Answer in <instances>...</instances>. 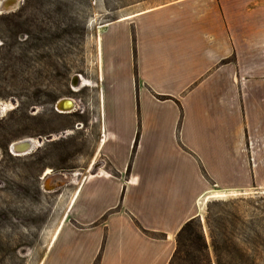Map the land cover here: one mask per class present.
<instances>
[{"label": "crops", "instance_id": "1", "mask_svg": "<svg viewBox=\"0 0 264 264\" xmlns=\"http://www.w3.org/2000/svg\"><path fill=\"white\" fill-rule=\"evenodd\" d=\"M126 18L99 42L107 167L79 181L42 264H167L212 192L264 190V0Z\"/></svg>", "mask_w": 264, "mask_h": 264}, {"label": "rangeland", "instance_id": "2", "mask_svg": "<svg viewBox=\"0 0 264 264\" xmlns=\"http://www.w3.org/2000/svg\"><path fill=\"white\" fill-rule=\"evenodd\" d=\"M169 1L18 0L0 12V264H42L79 181L107 167L98 151L103 25ZM63 97L74 109L58 112ZM25 138L31 148L14 154L12 142ZM211 194L198 216L207 245L222 222L242 245V224L262 215L264 190Z\"/></svg>", "mask_w": 264, "mask_h": 264}, {"label": "trees", "instance_id": "3", "mask_svg": "<svg viewBox=\"0 0 264 264\" xmlns=\"http://www.w3.org/2000/svg\"><path fill=\"white\" fill-rule=\"evenodd\" d=\"M259 219H249L243 222L242 245L235 242V233H227L228 225L220 224L218 234L209 232L210 250L201 231L198 217L185 221L175 236V247L167 264H180L188 261L189 264H261L264 263V210ZM229 221L236 229V218ZM256 222V224H255ZM256 227V228H255ZM234 231V230H233ZM185 246V247H184ZM188 247H192L190 251Z\"/></svg>", "mask_w": 264, "mask_h": 264}, {"label": "water", "instance_id": "4", "mask_svg": "<svg viewBox=\"0 0 264 264\" xmlns=\"http://www.w3.org/2000/svg\"><path fill=\"white\" fill-rule=\"evenodd\" d=\"M18 2V0H1L0 1V12H3V11H8L10 10L12 7H14L16 5V3ZM77 79L75 78L74 81L76 84H79L80 83V78L78 75H76ZM1 104V102H0ZM73 107V102H72V99L71 98H68V97H63L61 99H59L56 104H55V108L57 110H69ZM1 110H2V107L0 105V114H1ZM32 139L31 138H25V139H21V140H18L17 142H15L14 144H12V147L10 145V149L12 148L15 153L17 154H23V153H26L32 146ZM59 179H57V184L60 183L64 178H65V175L62 173V174H58V177Z\"/></svg>", "mask_w": 264, "mask_h": 264}, {"label": "bare ground", "instance_id": "5", "mask_svg": "<svg viewBox=\"0 0 264 264\" xmlns=\"http://www.w3.org/2000/svg\"><path fill=\"white\" fill-rule=\"evenodd\" d=\"M120 19H123V18H120ZM80 84H81V80H80V83H79V86H80ZM72 99V98H71ZM58 101V100H57ZM72 102H73V109H74V107H75V102H74V100L72 99ZM1 105V107H2V109L4 108V106L2 105V103L0 104ZM2 111V110H1ZM67 111H69V110H58V112H61V113H66ZM18 141V140H17ZM17 141H14V142H12V144H14L15 142H17ZM32 141V140H31ZM12 144H11V147H12ZM11 151L14 153V154H16V155H18L17 153H15V151L11 148ZM50 170L49 169H47L46 170V174L49 172ZM68 177V176H67Z\"/></svg>", "mask_w": 264, "mask_h": 264}, {"label": "flooded vegetation", "instance_id": "6", "mask_svg": "<svg viewBox=\"0 0 264 264\" xmlns=\"http://www.w3.org/2000/svg\"><path fill=\"white\" fill-rule=\"evenodd\" d=\"M45 172H46V171H45ZM48 173H49V172H48ZM48 173H47V174H48ZM45 174H46V173H44V175H45Z\"/></svg>", "mask_w": 264, "mask_h": 264}]
</instances>
